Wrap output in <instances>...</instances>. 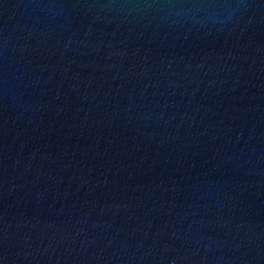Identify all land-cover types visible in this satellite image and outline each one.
<instances>
[{"label": "water", "instance_id": "obj_1", "mask_svg": "<svg viewBox=\"0 0 264 264\" xmlns=\"http://www.w3.org/2000/svg\"><path fill=\"white\" fill-rule=\"evenodd\" d=\"M0 264H264V0H0Z\"/></svg>", "mask_w": 264, "mask_h": 264}]
</instances>
